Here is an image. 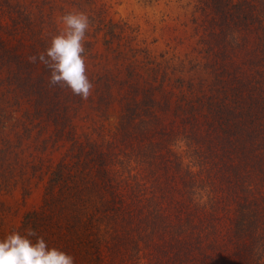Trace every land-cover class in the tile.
<instances>
[{"label":"trees","instance_id":"16d2710c","mask_svg":"<svg viewBox=\"0 0 264 264\" xmlns=\"http://www.w3.org/2000/svg\"><path fill=\"white\" fill-rule=\"evenodd\" d=\"M75 2L95 6L98 0ZM205 3L212 24L208 37L218 45L236 41L239 31L249 28L264 41V0ZM0 6V86L5 89L0 91V117H6L1 106L17 107L25 97L31 108V112L24 110L25 118L44 115L58 138L72 128L67 113L82 99L68 89L49 87L46 67L29 62L30 56L44 52L51 42L38 29V16L31 6L14 0H0ZM93 15L89 17L101 32L103 49L117 51L124 40L122 45L132 51L133 61L142 70L144 85L130 84L119 99L122 115L116 146L123 147L115 150V139L107 140L105 147L75 140L68 154L51 167L41 205L23 215L18 231L31 225L51 247L73 255L76 264H113L107 256L112 250L115 253L114 244H122L127 257L136 262L147 248L161 244L171 264H189L194 244L215 234L213 226L199 223L200 216L195 220L194 210L204 214L219 207L211 180L220 178L236 199L228 239L234 250L222 264H264V72L254 70L260 80L246 74L238 91L222 86L210 95L180 94L174 111L181 127L188 129L179 138L184 156L163 160L162 137L168 131L157 126L160 117L152 98L165 84L158 62L146 50L133 48L123 30L115 32L116 23L106 21L100 12L96 19ZM262 60L264 55L254 63ZM137 74L128 70L126 76ZM103 89H93L99 112L108 106V92ZM5 91L11 92V99L4 97ZM203 126L206 135L199 131ZM153 136L159 139L154 141ZM171 153L176 157V152ZM170 166L178 173L182 199L174 200L172 192L164 190L175 187L173 183L161 185V179L170 180L165 174ZM169 204L176 206L172 214L165 213ZM207 214L212 216L211 211ZM107 243L112 248L102 255L103 247L109 248Z\"/></svg>","mask_w":264,"mask_h":264},{"label":"rangeland","instance_id":"374dc122","mask_svg":"<svg viewBox=\"0 0 264 264\" xmlns=\"http://www.w3.org/2000/svg\"><path fill=\"white\" fill-rule=\"evenodd\" d=\"M14 1L23 3L28 8L31 6L38 16V29L42 30L41 34L48 40L63 30L61 18L67 12L83 11L88 15L94 13V19L100 12L106 21L116 23L113 28L115 32L123 30L125 36L128 35L133 48L146 50L158 62L159 76L164 75L166 85H163L161 91H155L152 98L157 107V117H160L157 126H164L168 131L162 137L166 146L163 160L165 157L179 158L180 153L184 156L179 150L180 144L184 147L179 138L181 132L188 129L181 127L174 111V102L180 94L186 97L210 95L222 86L240 89L244 86L246 74L251 73L252 80H260L259 74H255L254 70L264 72V60L258 62V65L254 63L264 55V41L259 38L256 30H240V38L236 41L231 39V43L225 46L218 45L215 38L208 37L212 24L205 0H98L95 6L81 2L80 5H75L73 2L76 0ZM93 24L85 40L86 69L94 85L93 89L105 88L108 92L105 111H96L97 100L92 89L88 100H82L69 109L67 124L72 128L56 138L53 135L54 126L44 115L40 118L29 117V120L25 118L24 110L29 108L31 112L27 98L23 97L17 107L1 106L6 117H0V239L12 230H18L23 215L41 205L51 167L68 154L75 140L103 143L105 147L107 140L115 139V146L118 144L116 139L122 115L119 99L130 84L136 82L139 86L144 85L142 70L133 61L135 57H132V51L122 45L124 40L119 41L117 51L120 53L116 50H104L101 32L95 27L96 21ZM235 42L240 43L233 45ZM221 50H224L226 56ZM128 70L138 74L128 77ZM4 90L0 86V91ZM5 93V98H12L11 92ZM165 109L167 110L164 111ZM203 129L204 126L199 131L206 135L207 132ZM66 130L68 127L63 132ZM158 139L157 136L154 137V141ZM116 147L114 149L118 150L123 145ZM171 151L176 152V157ZM132 173L135 175V171ZM165 174L169 175L170 180L161 179V185L173 183L175 187L169 186L164 190L172 192L170 194L174 200L182 199L178 192L184 190L180 187L182 184L177 177L178 173L175 174V168H166ZM173 177L176 179L173 180ZM211 186L219 207L207 209V212H212V216L207 212L201 214L200 209H195L194 216L196 221L198 216L201 217L199 223L213 226L215 234L203 243L194 244L195 249L190 254L193 258L189 264H222L234 250V244L228 239L236 199L229 192L225 180L214 178ZM175 208V204H169L165 213L172 214ZM107 245L109 248L103 247L102 255L111 250L112 245ZM115 245V253L112 250L107 256L113 264H171L164 255V246L161 244L147 248L138 262L127 257L122 244L117 245L118 247Z\"/></svg>","mask_w":264,"mask_h":264},{"label":"clouds","instance_id":"9594fccd","mask_svg":"<svg viewBox=\"0 0 264 264\" xmlns=\"http://www.w3.org/2000/svg\"><path fill=\"white\" fill-rule=\"evenodd\" d=\"M61 21L63 30L51 38L44 52L28 60L46 67L50 73L49 87L68 89L82 100H88L94 85L87 75L85 40L92 20L83 11H72L64 14ZM0 264H76V260L68 252L51 247L29 225L22 231L14 229L0 239Z\"/></svg>","mask_w":264,"mask_h":264}]
</instances>
